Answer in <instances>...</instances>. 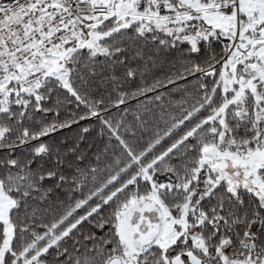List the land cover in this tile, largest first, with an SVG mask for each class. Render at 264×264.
I'll list each match as a JSON object with an SVG mask.
<instances>
[{
	"label": "snow or ice",
	"instance_id": "1",
	"mask_svg": "<svg viewBox=\"0 0 264 264\" xmlns=\"http://www.w3.org/2000/svg\"><path fill=\"white\" fill-rule=\"evenodd\" d=\"M0 264H264V0H0Z\"/></svg>",
	"mask_w": 264,
	"mask_h": 264
}]
</instances>
